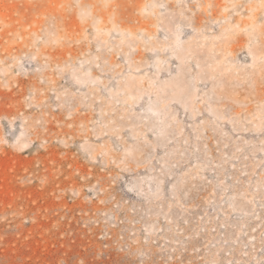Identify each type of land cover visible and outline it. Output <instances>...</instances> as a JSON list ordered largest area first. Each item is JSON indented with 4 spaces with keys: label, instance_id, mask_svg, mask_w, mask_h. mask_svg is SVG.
I'll return each instance as SVG.
<instances>
[{
    "label": "rangeland",
    "instance_id": "1",
    "mask_svg": "<svg viewBox=\"0 0 264 264\" xmlns=\"http://www.w3.org/2000/svg\"><path fill=\"white\" fill-rule=\"evenodd\" d=\"M0 264H264V0H0Z\"/></svg>",
    "mask_w": 264,
    "mask_h": 264
}]
</instances>
